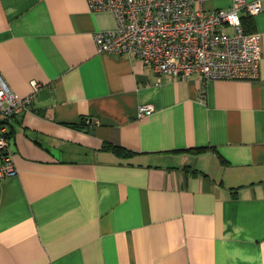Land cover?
<instances>
[{"label":"crops","instance_id":"1","mask_svg":"<svg viewBox=\"0 0 264 264\" xmlns=\"http://www.w3.org/2000/svg\"><path fill=\"white\" fill-rule=\"evenodd\" d=\"M250 1L258 78L175 81L99 54L117 22L88 0H0V78L19 98L41 85L10 120L0 264H264V0Z\"/></svg>","mask_w":264,"mask_h":264},{"label":"built area","instance_id":"2","mask_svg":"<svg viewBox=\"0 0 264 264\" xmlns=\"http://www.w3.org/2000/svg\"><path fill=\"white\" fill-rule=\"evenodd\" d=\"M207 0H88L93 12H110L117 28L94 35L99 54L130 55L152 68L159 80L252 81L262 60L260 35L247 31L244 18L262 12L260 1L232 0L228 9L207 10ZM14 95L0 78V180L18 174L11 151L10 120L31 110L40 88ZM151 105L138 118L149 117Z\"/></svg>","mask_w":264,"mask_h":264},{"label":"trees","instance_id":"3","mask_svg":"<svg viewBox=\"0 0 264 264\" xmlns=\"http://www.w3.org/2000/svg\"><path fill=\"white\" fill-rule=\"evenodd\" d=\"M244 24H245V23H244ZM245 27H246V30H247V31H250V29H249L248 25H246ZM114 149H115V150H117V151H119V150H118V149H116V148H114ZM199 151H200V150H198V152H199Z\"/></svg>","mask_w":264,"mask_h":264}]
</instances>
